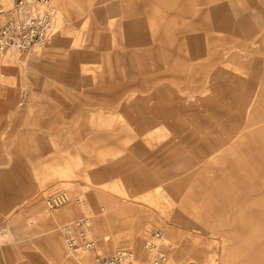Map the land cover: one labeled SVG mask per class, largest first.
<instances>
[{"label": "rangeland", "instance_id": "1", "mask_svg": "<svg viewBox=\"0 0 264 264\" xmlns=\"http://www.w3.org/2000/svg\"><path fill=\"white\" fill-rule=\"evenodd\" d=\"M52 1L48 41L0 61V264H45L53 236L74 264H154L148 239L159 264H264V0H137L133 32L121 1Z\"/></svg>", "mask_w": 264, "mask_h": 264}, {"label": "built area", "instance_id": "2", "mask_svg": "<svg viewBox=\"0 0 264 264\" xmlns=\"http://www.w3.org/2000/svg\"><path fill=\"white\" fill-rule=\"evenodd\" d=\"M57 10L51 0H12L9 7H0V61L10 49L19 53L42 46L50 38L56 24ZM25 91L21 92L20 104L23 103ZM71 200L66 190L49 193L45 203L50 209L65 205ZM79 202V198L76 199ZM69 252L80 254L95 248L91 236V219L88 216L77 218L60 226ZM159 237L160 232L154 233ZM154 264L166 259V254L157 251L158 245L146 241ZM91 264H136L135 253L130 248H120L112 253L97 255Z\"/></svg>", "mask_w": 264, "mask_h": 264}, {"label": "crops", "instance_id": "3", "mask_svg": "<svg viewBox=\"0 0 264 264\" xmlns=\"http://www.w3.org/2000/svg\"><path fill=\"white\" fill-rule=\"evenodd\" d=\"M118 1H121V2H117L116 3V1H115V4H117L118 6H117V8H118V12H125V13H127L129 16L130 15H132V17H130V25H131V29H130V31H134V29H133V27H134V24H135V22H137V21H142L140 18L139 19H137L136 18V15H139V14H142L143 13V9L141 8V6H142V4H139V3H137V0H118ZM148 1V0H147ZM150 1V0H149ZM149 1L147 2V3H149ZM144 2H146V0L144 1ZM51 3H52V5L53 6H55L54 5V3H53V1L51 0ZM209 4H211L210 2H208ZM227 3L226 2H224V3H219L218 4V6H221V7H223L224 5H226ZM9 7L10 5H0V7ZM144 7H146V4L144 3V5H143ZM144 9H146V8H144ZM145 14V13H144ZM150 14V13H149ZM218 19H220V18H215V20H218ZM144 20H146V19H144ZM231 20V18H229V21ZM58 190H65V189H56V190H50L47 194H46V196L49 194V193H51V192H54V191H58ZM67 191V190H66ZM46 198V197H45ZM45 200V199H44ZM67 204V203H66ZM67 210V209H66ZM83 217V216H82ZM80 218V217H79ZM77 219V218H76ZM73 220H75V219H73ZM73 220H71V221H73ZM71 221H67V222H65V223H68V222H71ZM64 224V223H63ZM63 236V235H62ZM64 238V237H63ZM66 245V244H65ZM66 248H67V246H66ZM92 250H94V249H92ZM71 253V252H70ZM71 254H73V253H71ZM74 255V254H73ZM75 255H78V254H75ZM97 256V255H96ZM95 256V257H96ZM94 257V258H95ZM94 258H93V260L91 261V262H89V263H86V264H91L93 261H94ZM82 264V263H81Z\"/></svg>", "mask_w": 264, "mask_h": 264}, {"label": "bare ground", "instance_id": "4", "mask_svg": "<svg viewBox=\"0 0 264 264\" xmlns=\"http://www.w3.org/2000/svg\"><path fill=\"white\" fill-rule=\"evenodd\" d=\"M160 48V47H159ZM68 210V209H67ZM59 213V212H58ZM67 214V213H66ZM62 215V214H61ZM109 214H107L108 216ZM57 216V215H56ZM60 216V215H59ZM36 217V216H35ZM111 219V218H109ZM113 219V218H112ZM116 219V218H115ZM110 222V221H109ZM111 223V222H110ZM32 227V226H31ZM35 227V226H34ZM128 232V231H127ZM142 232H143V229L142 227H140L138 229V234L141 236L142 235ZM130 233V232H129ZM167 233V232H166ZM168 235V234H167ZM168 237V236H167ZM54 240V242H52V244L50 245V248L53 250V254H49L47 260H46V263L45 264H74V262L72 260H70L68 257L66 258L62 252V249H61V246H58L57 245V242L55 241L56 238L55 236H53L52 238ZM131 241V240H130ZM61 243V241H60ZM175 243H176V240H175ZM36 252H42L41 249L37 248H34ZM65 253V252H64ZM35 254V253H34ZM38 256V255H37ZM36 256V257H37ZM39 257V256H38ZM82 259H80L79 262H81L82 264H85V262H88L91 258V255L89 254H84L82 257ZM79 259V258H78ZM41 260V259H40ZM33 261V260H32ZM35 262V261H34ZM38 263V260L36 262V264ZM23 264V263H21Z\"/></svg>", "mask_w": 264, "mask_h": 264}]
</instances>
